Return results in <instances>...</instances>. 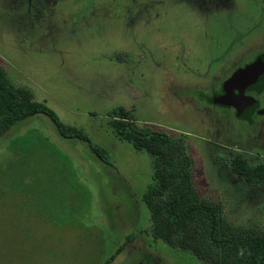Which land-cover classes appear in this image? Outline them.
Wrapping results in <instances>:
<instances>
[{
  "label": "rangeland",
  "instance_id": "obj_1",
  "mask_svg": "<svg viewBox=\"0 0 264 264\" xmlns=\"http://www.w3.org/2000/svg\"><path fill=\"white\" fill-rule=\"evenodd\" d=\"M255 53L264 0H0L9 80L112 160L43 113L0 135V264H105L122 244L107 264H207L153 237L143 200L151 158L111 130L118 106L185 141L194 186L230 225L264 230V176L249 180L235 165L264 163V121L218 120L224 109L195 93L205 100Z\"/></svg>",
  "mask_w": 264,
  "mask_h": 264
},
{
  "label": "trees",
  "instance_id": "obj_2",
  "mask_svg": "<svg viewBox=\"0 0 264 264\" xmlns=\"http://www.w3.org/2000/svg\"><path fill=\"white\" fill-rule=\"evenodd\" d=\"M36 113L47 115L62 136L87 142L100 159L112 164L105 148L79 127L62 122L55 111L35 99L28 88L12 83L0 64V135ZM109 116V125L117 137L129 142L134 149L146 151L151 158V180L143 200L151 211L154 238L189 252L207 264H264V230L230 225L216 202L199 195L192 180L194 160L182 138L162 129L137 125L133 112L123 106L112 109ZM235 165L249 180L256 175L264 176V163L249 168L238 157ZM122 248L123 244L119 245L105 264ZM241 248L245 249L243 257L238 255Z\"/></svg>",
  "mask_w": 264,
  "mask_h": 264
},
{
  "label": "flooded vegetation",
  "instance_id": "obj_3",
  "mask_svg": "<svg viewBox=\"0 0 264 264\" xmlns=\"http://www.w3.org/2000/svg\"><path fill=\"white\" fill-rule=\"evenodd\" d=\"M262 59V60H260ZM261 61L258 63V61ZM253 63H258L257 65L250 66ZM264 64V53H255L252 58L248 59L247 61H242L239 65L235 66L233 70L229 73V75H233L236 70V74L231 76L230 79H228L230 76H226L223 79L219 80L218 83V89L212 91L210 94L207 95V98L204 100L202 97L199 96V91H195V93L198 95L199 98L203 100V103L207 106H214L217 108L222 107L224 110H217L215 114H217L215 117L218 119V116L220 113H222L225 116H230L229 113H231L235 119L245 121L250 126L251 129H253L260 121H264V78L259 80H254L253 82L242 85L239 87H234L235 80L241 76L246 75L250 71L254 70L255 68L261 66ZM251 67V68H250ZM241 72V73H240ZM237 75V76H236ZM235 77V79L232 81V78ZM227 79V80H226ZM227 83V85H226ZM241 94V95H240ZM196 95V96H197ZM230 95H237L241 96L238 97V101H235L234 103H228L225 102V99H227ZM206 96V95H205ZM213 97V101H209L208 97ZM243 97V98H242ZM229 109V110H228ZM260 118V119H259ZM225 122H228L230 119H225ZM219 120V119H218Z\"/></svg>",
  "mask_w": 264,
  "mask_h": 264
},
{
  "label": "water",
  "instance_id": "obj_4",
  "mask_svg": "<svg viewBox=\"0 0 264 264\" xmlns=\"http://www.w3.org/2000/svg\"><path fill=\"white\" fill-rule=\"evenodd\" d=\"M260 78L261 79L264 78V64L255 68L254 70L250 71L246 75L244 74V75L239 76L235 80L234 87H239L242 85L249 84V83L253 82L254 80H256V81L259 80ZM238 97H241V96L230 95L227 99H225V102L234 103L235 101H238Z\"/></svg>",
  "mask_w": 264,
  "mask_h": 264
},
{
  "label": "clouds",
  "instance_id": "obj_5",
  "mask_svg": "<svg viewBox=\"0 0 264 264\" xmlns=\"http://www.w3.org/2000/svg\"><path fill=\"white\" fill-rule=\"evenodd\" d=\"M250 254V253H249ZM238 255L243 257L245 255V249L241 248L239 251H238Z\"/></svg>",
  "mask_w": 264,
  "mask_h": 264
}]
</instances>
